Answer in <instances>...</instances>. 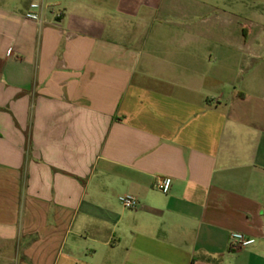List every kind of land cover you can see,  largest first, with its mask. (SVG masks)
Here are the masks:
<instances>
[{"label": "crops", "instance_id": "0c3cea01", "mask_svg": "<svg viewBox=\"0 0 264 264\" xmlns=\"http://www.w3.org/2000/svg\"><path fill=\"white\" fill-rule=\"evenodd\" d=\"M220 3L0 0V264H264V27Z\"/></svg>", "mask_w": 264, "mask_h": 264}, {"label": "rangeland", "instance_id": "374dc122", "mask_svg": "<svg viewBox=\"0 0 264 264\" xmlns=\"http://www.w3.org/2000/svg\"><path fill=\"white\" fill-rule=\"evenodd\" d=\"M218 7L224 17L217 22L221 23L219 26L223 29L221 44L229 47L259 43L262 37L256 36L254 24L258 22L264 27V19L257 21L254 13L259 10L264 14V0H221ZM199 17L194 21L195 29L203 28Z\"/></svg>", "mask_w": 264, "mask_h": 264}, {"label": "built area", "instance_id": "2783aa9c", "mask_svg": "<svg viewBox=\"0 0 264 264\" xmlns=\"http://www.w3.org/2000/svg\"><path fill=\"white\" fill-rule=\"evenodd\" d=\"M45 6L40 3H32L25 14L27 20L37 22L39 24L44 23L43 13L45 11ZM62 13H55L56 19L61 18ZM171 178H158L156 182V188L163 192L169 193L172 187ZM122 206L129 210H136L139 208V200L132 195L122 196L119 199ZM256 243V240L250 238L242 233H232L230 237V249L232 251H241L253 246Z\"/></svg>", "mask_w": 264, "mask_h": 264}]
</instances>
